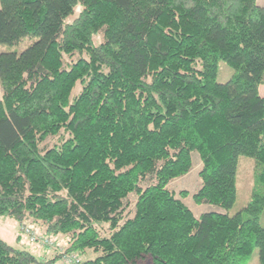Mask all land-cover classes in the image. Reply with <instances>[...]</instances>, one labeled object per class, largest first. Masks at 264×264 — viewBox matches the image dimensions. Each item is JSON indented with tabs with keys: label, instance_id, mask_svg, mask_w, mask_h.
I'll use <instances>...</instances> for the list:
<instances>
[{
	"label": "trees",
	"instance_id": "obj_1",
	"mask_svg": "<svg viewBox=\"0 0 264 264\" xmlns=\"http://www.w3.org/2000/svg\"><path fill=\"white\" fill-rule=\"evenodd\" d=\"M0 2V44L36 37L0 52V216L67 235V253H97L64 264H247L255 247L264 264V5ZM222 60L234 68L224 83ZM194 151V200L224 212L197 216L169 187ZM242 156L254 184L230 214ZM62 258L43 262L0 237V264Z\"/></svg>",
	"mask_w": 264,
	"mask_h": 264
},
{
	"label": "rangeland",
	"instance_id": "obj_2",
	"mask_svg": "<svg viewBox=\"0 0 264 264\" xmlns=\"http://www.w3.org/2000/svg\"><path fill=\"white\" fill-rule=\"evenodd\" d=\"M257 3L264 5V0H257ZM1 6V2H0ZM81 5L76 7L75 13L69 17L70 20L74 19L80 12ZM36 37H25L19 43L16 44H0L1 51H17L20 52L28 47ZM99 40L98 38L96 41ZM76 56L73 58L75 59ZM72 58L66 56V60L70 61ZM234 73V68L222 60L219 63V70L217 75V81L224 83L230 80ZM82 88L81 84H78L73 90V95L77 94ZM2 97V90L0 89V98ZM57 141V137H52L49 139V144L52 145ZM193 157V167L192 170L180 177L175 178L171 181L169 187L174 190L179 198H181L193 211L199 216L201 213L206 211H211L212 209L223 211L222 208L214 205H203L198 204L194 200V194L202 186V179L200 177V171L202 169V160L200 154L197 151L192 153ZM254 160L252 158L242 156L239 161V169L237 175V186L238 194L237 199L233 207L229 210L230 214H234L242 210L251 198L252 187L254 184ZM182 191H187L188 195L186 197L181 196ZM134 199L136 195L132 196ZM262 224L264 225V213L262 215ZM25 225L31 229L37 231L41 235L51 237L53 243L43 245L42 243H30L28 235L22 233L21 228ZM21 234L22 240H18V236ZM0 237L7 241L9 244L16 248L27 249L33 252L38 258L43 262L52 260L57 254L62 253V251L67 250L70 246L69 237L65 234L59 235H49L47 234V226L41 221H36L33 218L28 219L24 224L10 216H0ZM40 242V241H39ZM82 261L93 258L97 255L92 249H88L84 254H79ZM56 264H64L61 259L56 262ZM247 264H260L259 261V248L255 247L249 261Z\"/></svg>",
	"mask_w": 264,
	"mask_h": 264
},
{
	"label": "built area",
	"instance_id": "obj_3",
	"mask_svg": "<svg viewBox=\"0 0 264 264\" xmlns=\"http://www.w3.org/2000/svg\"><path fill=\"white\" fill-rule=\"evenodd\" d=\"M22 233L28 235L29 242L31 243H42L43 245L47 244H52L53 241L51 240V237L41 235L37 231L31 229L30 227H27L25 225L22 226L21 228ZM40 241V242H39ZM63 258L62 260L64 263H76V262H81L82 259L79 255V253L74 252V253H67V251H62Z\"/></svg>",
	"mask_w": 264,
	"mask_h": 264
},
{
	"label": "crops",
	"instance_id": "obj_4",
	"mask_svg": "<svg viewBox=\"0 0 264 264\" xmlns=\"http://www.w3.org/2000/svg\"><path fill=\"white\" fill-rule=\"evenodd\" d=\"M260 93L264 96V84L260 86ZM203 205H209V204H203ZM212 210H215V209H212ZM222 212H224V210ZM17 238L18 240L20 239V241L22 240V237L19 238L18 236Z\"/></svg>",
	"mask_w": 264,
	"mask_h": 264
},
{
	"label": "bare ground",
	"instance_id": "obj_5",
	"mask_svg": "<svg viewBox=\"0 0 264 264\" xmlns=\"http://www.w3.org/2000/svg\"><path fill=\"white\" fill-rule=\"evenodd\" d=\"M66 251V250H65ZM62 255V254H61Z\"/></svg>",
	"mask_w": 264,
	"mask_h": 264
}]
</instances>
